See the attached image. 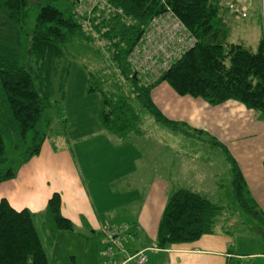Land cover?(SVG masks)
<instances>
[{
  "label": "trees",
  "instance_id": "obj_1",
  "mask_svg": "<svg viewBox=\"0 0 264 264\" xmlns=\"http://www.w3.org/2000/svg\"><path fill=\"white\" fill-rule=\"evenodd\" d=\"M108 1L125 16L136 20L137 24L129 30H121L122 37L130 42L137 37L139 23L169 9L184 25L192 46L159 75H130V68L124 61L125 53L118 49L123 38L120 42L113 41L118 35L115 31L104 33L102 36L109 39L114 48L106 67L118 75V85L112 87L107 82L109 78H102L100 70H96L87 71L86 88L87 93L100 96L97 121L103 130L121 140L140 133L136 102L157 122L174 130L182 128L187 134L194 133L195 130L165 117L153 103L151 90L161 82L179 96L199 98L213 106L228 100L237 101L264 121V36L262 34L254 52L227 40L220 23L222 15L228 13L229 8L231 13L238 12L224 0ZM3 5L9 9L10 16L13 14L18 20L26 18L28 10L35 14L34 26L27 31L26 37L29 38L27 53L34 57L36 70L31 65H20L13 58L0 57V95L15 148L22 152L18 166L37 155L46 139L38 126L51 92L48 84H42L40 76L45 73L43 78L47 79L50 63L62 56L73 39L91 42L92 39L75 16L74 0H3ZM116 68L121 72H116ZM127 83V87H123ZM47 123L49 129L50 122ZM210 140L227 152L221 143ZM227 158L232 165L233 197L244 216L242 221L253 224L264 241V213L251 196L237 163L228 153ZM14 175L15 171L7 165L6 147L0 135V182ZM223 211V206L202 193L184 188L175 190L167 198L158 222L155 246L165 249L199 240L214 231ZM39 216L51 234L74 229L73 223L61 214V196L57 192L52 194ZM0 264H50L35 214L27 208L15 210L6 199L0 200ZM59 264L76 262L71 256Z\"/></svg>",
  "mask_w": 264,
  "mask_h": 264
},
{
  "label": "crops",
  "instance_id": "obj_2",
  "mask_svg": "<svg viewBox=\"0 0 264 264\" xmlns=\"http://www.w3.org/2000/svg\"><path fill=\"white\" fill-rule=\"evenodd\" d=\"M2 48L4 53L9 55L8 47L2 46ZM151 98L165 117L189 127L190 130H195L194 133L187 134L182 128L176 129L182 135L200 143L198 147L206 153L207 157L200 160L201 163L198 165L201 166L198 168L201 169L200 172L206 171L209 176L204 177L200 184L188 179L187 171L182 168L185 159H179L178 155H174V159L162 160L163 157L170 158V155L177 150H159L155 155L159 159L154 160L157 169L159 172L175 174V176H170L169 181L163 177L149 185L150 191H147L148 194L146 192L145 200L142 198L141 201L132 202L134 199L129 198L130 185L127 184L122 188H110L111 192L107 188L109 195L114 197L113 200L108 199L109 203L102 200L97 202L77 166L74 154L67 148L69 144L67 140L63 142L59 139L57 141L59 147H55L54 140L46 138L37 155L16 166L13 178L0 182V200L6 199L15 210L27 208L35 214L37 224L45 232L41 238L50 264H59L60 261L71 256L76 258V244L83 243V237L90 234L98 232L104 234L103 244L106 248V231L119 227L124 223L122 219L131 221L125 239L127 241L131 237V240L124 245L121 239V249L113 254L114 264H139L138 257L141 253L145 256L142 264H264V260H251L258 253L242 252L239 249L236 251L234 245L225 236V231L222 229H219L220 232L215 231L217 226L212 233L203 235L199 240L191 243L165 249L155 246L158 222L167 201L163 194L172 187L170 183L177 184L180 183L177 181L179 180L182 186L176 188L199 193L201 191L198 190L209 188L223 189L225 180L223 176L215 170L207 169L218 163L219 158V163L225 167L224 162L227 161L230 166L227 174L232 183V165L227 153L237 163L251 196L264 213V121L259 120L253 110L247 109L237 101L228 100L219 105H209L199 98L177 95L164 82L158 83L151 90ZM0 101L4 105L1 95ZM100 129L102 131L101 127ZM134 135L139 137L141 131ZM210 139L225 146L227 152L222 151ZM140 151H136L137 158L141 157ZM191 161L195 165L198 163ZM168 165H170L169 170ZM140 169L145 170V168ZM111 182L109 181L108 184L113 187ZM55 192L61 196V214L73 223V231H58L51 234L48 228L44 227L39 214L45 210L47 201ZM140 203L142 206L137 209ZM123 225L127 226L125 223ZM140 234H148L151 240L148 242L140 240L138 237ZM101 254L107 257L105 249L99 251V255ZM262 256L264 258V254ZM96 264H98L97 260Z\"/></svg>",
  "mask_w": 264,
  "mask_h": 264
},
{
  "label": "rangeland",
  "instance_id": "obj_3",
  "mask_svg": "<svg viewBox=\"0 0 264 264\" xmlns=\"http://www.w3.org/2000/svg\"><path fill=\"white\" fill-rule=\"evenodd\" d=\"M2 3L3 0H0V24H2L0 25V56H11L20 65H31L35 71L34 57L27 53L29 38L26 37L27 31L34 26L35 14L33 11L28 10L26 18L18 20L15 15L10 16L9 9L3 6ZM231 3L244 11L246 16L231 13L229 8V12L222 15L220 22L225 30L224 35L227 40L242 44L246 49L254 52L263 34L259 1L232 0ZM124 28L129 30L130 26L119 24L118 32L120 34H118L123 38L121 46L122 44L127 46L131 43V40L121 35V30ZM4 37H7V39H4ZM2 46L8 47L9 55L4 53ZM123 46L120 47V51H123ZM61 54L62 56L54 58L50 63L47 79L43 78L45 73L40 76L42 84H48L51 94L38 130L45 133L46 138L54 140L55 147H59L57 144L59 139H62L63 142L67 140L69 143L66 144L67 148L74 154L77 166L83 173L85 182L89 186L95 201L102 200L109 203L108 199L113 200L114 197L109 195L107 188L111 192L110 188H122L127 184L130 185L129 198L134 199L132 202L141 201L142 198L147 197L146 192L150 191L149 187L153 182L163 177H166L169 181V177L175 176V174L159 172L154 163V160L159 159L155 157L159 150H177L178 153H172L170 158L163 157L162 160L174 159V155H178L179 159H185L182 168L187 171L186 175L189 176V180L200 184L199 182L203 181L204 177L209 176L206 171L200 172L201 169L198 168V166H201L198 165L201 163L200 160L207 157L204 150L198 147L200 143L193 138L182 135L179 130H173L157 122L145 108L136 102H134V106L140 116L139 130L141 135L139 137L130 134V137L121 140L103 129L100 131L97 121L100 96L98 93L86 92L87 71L100 70L101 77L109 78L108 84L116 87L119 80L118 75L107 68L110 64V58L108 59L110 52L98 50L97 46L91 41L75 38ZM127 85L128 83L123 87L126 88ZM47 122H50V129L47 127ZM0 135L3 137L6 147L7 165L15 170L17 160L22 152L15 148L14 135L1 101ZM170 146L172 149H168ZM138 150H141V157L137 158ZM219 159L218 163L207 170H215L220 176H223L225 179L223 189L209 188L198 191H201L214 203L224 207L215 231L220 232L219 229L225 231V236L234 245L236 251L239 249L242 252L258 253L251 260L262 261L264 260L262 256L264 254L262 236L256 227L252 226L253 224L243 223L242 218L244 219V216L241 215L234 200L230 177L227 174L230 166L227 161L224 162L226 167L223 166L219 163ZM191 160L198 163L195 165ZM140 168H145V170L142 171ZM169 168L170 165H168V170ZM109 181H112L113 187L108 184ZM177 181L180 183H170L172 189L168 188L166 194L164 192L165 199L178 189L176 187L182 186L181 181ZM193 189L199 188L193 187ZM141 206L140 203L137 209ZM111 221L113 222V219ZM122 221L128 227L130 226L131 221L123 219ZM123 224H120L117 228H125L126 226ZM37 227L41 237H43L45 232L38 224ZM126 236L124 235L122 238L124 245H127L131 240L130 237L126 241ZM103 237L104 234L99 232L84 236L85 241L77 243L75 247L76 258L74 257V260L76 264H96V260L98 264H112L109 262V256L106 248H104ZM138 237L140 240H146L147 242L151 240L148 234H140ZM104 249L107 257L103 254L99 255V251Z\"/></svg>",
  "mask_w": 264,
  "mask_h": 264
},
{
  "label": "built area",
  "instance_id": "obj_4",
  "mask_svg": "<svg viewBox=\"0 0 264 264\" xmlns=\"http://www.w3.org/2000/svg\"><path fill=\"white\" fill-rule=\"evenodd\" d=\"M224 1L234 8L238 14L243 17L246 16L244 11L231 3L232 0ZM258 1L264 36V0ZM74 3L76 18L79 19L86 34L91 37L92 42L100 50L106 52L114 50L111 41L102 36L104 33L111 30L118 34L119 24H126L130 27L137 24L136 20L125 16L108 0H74ZM137 32L134 41L127 46L122 44V50L125 53L124 61L130 68V75L132 73L159 75L192 46V40L187 35L184 25L169 9L164 13L151 17L144 23H139ZM118 35L113 41H121V37ZM120 47H118L119 50ZM115 70L118 73L121 72L120 68ZM118 228L106 231V252L109 256V262L112 264L115 263L113 254L121 249V239L124 235H127L129 229L128 226ZM144 261L145 256L142 253L139 254L138 263L142 264Z\"/></svg>",
  "mask_w": 264,
  "mask_h": 264
}]
</instances>
